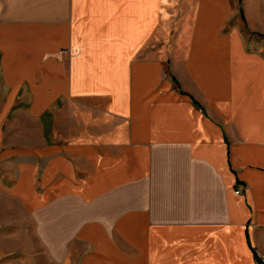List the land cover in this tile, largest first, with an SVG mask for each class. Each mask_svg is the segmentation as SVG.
I'll return each mask as SVG.
<instances>
[{
	"label": "crops",
	"instance_id": "crops-1",
	"mask_svg": "<svg viewBox=\"0 0 264 264\" xmlns=\"http://www.w3.org/2000/svg\"><path fill=\"white\" fill-rule=\"evenodd\" d=\"M242 10L264 34V0H0V264H264Z\"/></svg>",
	"mask_w": 264,
	"mask_h": 264
},
{
	"label": "rangeland",
	"instance_id": "rangeland-1",
	"mask_svg": "<svg viewBox=\"0 0 264 264\" xmlns=\"http://www.w3.org/2000/svg\"><path fill=\"white\" fill-rule=\"evenodd\" d=\"M242 5V2H240ZM243 8V7H242ZM241 16L243 17V19H245L244 24L241 26L242 30H241V34L243 35L244 39L246 40V45H264V34L263 33H259V32H253L249 21L248 16L246 15V13H244V11L242 10ZM241 18L240 17V13L239 16L237 18V20ZM174 39L170 38V39H166V42L168 45H172L173 44ZM64 131V129L61 128L60 130V134H58V137L60 136H64V134H62V132Z\"/></svg>",
	"mask_w": 264,
	"mask_h": 264
},
{
	"label": "built area",
	"instance_id": "built-area-1",
	"mask_svg": "<svg viewBox=\"0 0 264 264\" xmlns=\"http://www.w3.org/2000/svg\"><path fill=\"white\" fill-rule=\"evenodd\" d=\"M240 192V190H238V193ZM263 262H264V259H263Z\"/></svg>",
	"mask_w": 264,
	"mask_h": 264
}]
</instances>
